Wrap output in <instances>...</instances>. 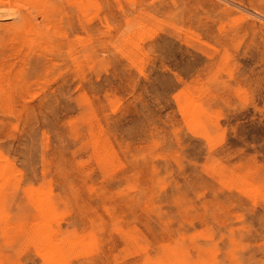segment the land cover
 I'll use <instances>...</instances> for the list:
<instances>
[{
    "label": "rangeland",
    "instance_id": "1",
    "mask_svg": "<svg viewBox=\"0 0 264 264\" xmlns=\"http://www.w3.org/2000/svg\"><path fill=\"white\" fill-rule=\"evenodd\" d=\"M0 264H264V0H0Z\"/></svg>",
    "mask_w": 264,
    "mask_h": 264
},
{
    "label": "bare ground",
    "instance_id": "2",
    "mask_svg": "<svg viewBox=\"0 0 264 264\" xmlns=\"http://www.w3.org/2000/svg\"><path fill=\"white\" fill-rule=\"evenodd\" d=\"M59 6V5H58ZM55 15V14H54Z\"/></svg>",
    "mask_w": 264,
    "mask_h": 264
}]
</instances>
